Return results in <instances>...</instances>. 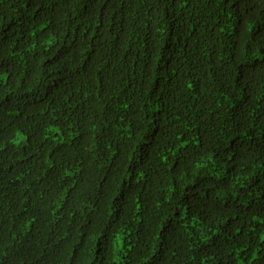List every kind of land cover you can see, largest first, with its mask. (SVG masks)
Returning a JSON list of instances; mask_svg holds the SVG:
<instances>
[{"label":"trees","instance_id":"obj_1","mask_svg":"<svg viewBox=\"0 0 264 264\" xmlns=\"http://www.w3.org/2000/svg\"><path fill=\"white\" fill-rule=\"evenodd\" d=\"M0 264H264V0H0Z\"/></svg>","mask_w":264,"mask_h":264},{"label":"rangeland","instance_id":"obj_2","mask_svg":"<svg viewBox=\"0 0 264 264\" xmlns=\"http://www.w3.org/2000/svg\"><path fill=\"white\" fill-rule=\"evenodd\" d=\"M114 248H115L116 251H118V249H119V239L117 241H115Z\"/></svg>","mask_w":264,"mask_h":264},{"label":"clouds","instance_id":"obj_3","mask_svg":"<svg viewBox=\"0 0 264 264\" xmlns=\"http://www.w3.org/2000/svg\"><path fill=\"white\" fill-rule=\"evenodd\" d=\"M146 91V89L144 88V89H142V90H140L138 93V95H140V94H143L144 92ZM121 120H123L124 121V119L121 117Z\"/></svg>","mask_w":264,"mask_h":264}]
</instances>
